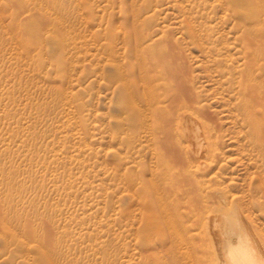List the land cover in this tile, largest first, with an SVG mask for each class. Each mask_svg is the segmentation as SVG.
I'll use <instances>...</instances> for the list:
<instances>
[{
  "label": "rangeland",
  "instance_id": "rangeland-1",
  "mask_svg": "<svg viewBox=\"0 0 264 264\" xmlns=\"http://www.w3.org/2000/svg\"><path fill=\"white\" fill-rule=\"evenodd\" d=\"M250 69L264 81V0H0V264H206L201 190L264 247ZM181 94L210 167L171 155Z\"/></svg>",
  "mask_w": 264,
  "mask_h": 264
},
{
  "label": "bare ground",
  "instance_id": "bare-ground-1",
  "mask_svg": "<svg viewBox=\"0 0 264 264\" xmlns=\"http://www.w3.org/2000/svg\"><path fill=\"white\" fill-rule=\"evenodd\" d=\"M256 78L250 69L242 80L241 92L245 102V116L258 127L259 139L264 143V81L256 83ZM172 106H167L170 116L166 121L167 130L174 129L168 132L174 142L173 145L171 144V155L177 156L179 153V158L183 163L188 164L192 160H200L202 164L210 167L206 152L214 156L212 149L214 140L194 111L195 109L200 110L199 107L194 105L190 99L183 98L182 94L178 95L176 104ZM191 199L197 203L195 204L196 210L190 219V227L204 235L203 243L197 246L195 254L201 252L206 264H264L262 240L245 219L240 207H237L235 211V221L228 220L224 223L221 217L217 220L219 215L216 214L217 209L213 205L215 201L211 200H219L227 210L228 205L223 196H218V193L212 191L204 194L201 190L198 196L192 194ZM239 227L241 231H237ZM197 242L201 243V241Z\"/></svg>",
  "mask_w": 264,
  "mask_h": 264
}]
</instances>
